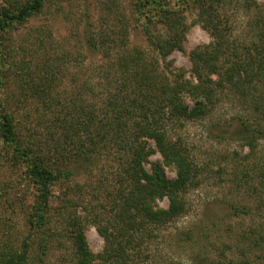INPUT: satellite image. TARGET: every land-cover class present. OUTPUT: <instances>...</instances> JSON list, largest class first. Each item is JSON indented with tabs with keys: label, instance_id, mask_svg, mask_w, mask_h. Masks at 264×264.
<instances>
[{
	"label": "trees",
	"instance_id": "trees-1",
	"mask_svg": "<svg viewBox=\"0 0 264 264\" xmlns=\"http://www.w3.org/2000/svg\"><path fill=\"white\" fill-rule=\"evenodd\" d=\"M55 1L0 4V169H21L32 192L23 207L28 233L22 239L0 213V264H44L52 242L65 246L63 264H183L168 262L155 249L163 230L187 212L186 194L200 174L179 130L209 116L227 96L247 104L259 120L253 125L239 116L233 134L252 152L264 139V0H127L148 47L130 45L125 11L115 36L85 31L76 54L52 52L46 43L50 31L20 51L13 45V29ZM193 3L213 38L191 51L189 74L163 62L184 50L190 27L184 8ZM233 5L248 15L244 33L228 20ZM158 24L165 34L157 33ZM84 48L100 59H81ZM73 62L71 85L63 89L67 63ZM157 152L160 158L152 161ZM103 162L111 164L110 173ZM260 176L254 188L263 191L264 169ZM165 198L167 207L159 203ZM56 219H62L59 226ZM89 225L104 239L98 253L87 237ZM198 236L189 229L178 237L180 243H198ZM245 238L255 248L264 246V239ZM191 260L239 264L225 251L198 252Z\"/></svg>",
	"mask_w": 264,
	"mask_h": 264
},
{
	"label": "rangeland",
	"instance_id": "rangeland-1",
	"mask_svg": "<svg viewBox=\"0 0 264 264\" xmlns=\"http://www.w3.org/2000/svg\"><path fill=\"white\" fill-rule=\"evenodd\" d=\"M5 1L0 0V4ZM130 3L127 0H56L31 20L13 29V45L21 51V47L32 46L39 35H49L47 33L50 31L52 39L46 43L52 52L71 50L76 54V49L84 41L85 31L94 33L105 30L115 36L114 31L119 32L121 27V12L127 11L129 19L126 21V29L130 45L148 47L141 21L133 16ZM184 13L185 21L190 24L184 40V50L173 51L163 64L172 61L175 67H183L190 74L191 51L201 44L209 43L213 37L211 30L200 23L198 3L184 8ZM227 17L229 21L232 20L238 34L245 32L248 15L242 9H237L235 5L228 7ZM158 26L157 33L165 34V28L160 24ZM83 51L81 59H100L96 52L86 51L85 48ZM67 65L69 72L64 77L63 89L71 85L69 73L76 68L74 62ZM239 116L250 118L253 125L259 123L247 104L225 96L209 116L188 121L179 130L200 167V174L197 183L186 194L187 212L163 230L157 245L155 244L158 246L155 249L158 248V253L168 262L194 264L191 258L195 253L205 252L219 256L225 251L229 258H235L239 264H264V246L255 248L245 240L247 234L256 236L259 240L264 239V190L254 188L260 184V172L264 169V139L257 142L256 149L252 152L249 145L232 132L241 124ZM228 122L233 126H229ZM158 158V152L151 156L152 161ZM103 163L104 172L110 173L111 164ZM147 167L150 168V165L147 164ZM20 170L14 172L12 169H0V194H3L4 202V205H0V213L6 217L7 223L12 222L15 226L11 228L14 237L22 239L28 233L24 208L31 202L32 192L26 177L20 175ZM246 170L250 171L249 176H246ZM167 176L174 178L176 174L167 168ZM7 181H11L12 185H5ZM9 203L12 205L9 206ZM159 203L167 207L169 201L165 198ZM55 221L54 225L59 226L62 219ZM189 229L199 235L198 243L190 240L180 243L178 236ZM87 237L92 250L100 252L104 239L95 225L87 227ZM37 243V240L33 241L36 253L39 251ZM50 245L44 264H63L65 246L56 242Z\"/></svg>",
	"mask_w": 264,
	"mask_h": 264
}]
</instances>
